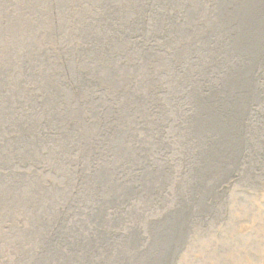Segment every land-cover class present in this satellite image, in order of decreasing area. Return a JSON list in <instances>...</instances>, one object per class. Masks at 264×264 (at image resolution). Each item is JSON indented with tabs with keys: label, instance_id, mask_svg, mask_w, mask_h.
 Returning a JSON list of instances; mask_svg holds the SVG:
<instances>
[{
	"label": "rangeland",
	"instance_id": "obj_1",
	"mask_svg": "<svg viewBox=\"0 0 264 264\" xmlns=\"http://www.w3.org/2000/svg\"><path fill=\"white\" fill-rule=\"evenodd\" d=\"M0 14V264H264V0Z\"/></svg>",
	"mask_w": 264,
	"mask_h": 264
},
{
	"label": "bare ground",
	"instance_id": "obj_2",
	"mask_svg": "<svg viewBox=\"0 0 264 264\" xmlns=\"http://www.w3.org/2000/svg\"><path fill=\"white\" fill-rule=\"evenodd\" d=\"M6 7V6H5ZM4 11V10H3ZM18 12H20V10H18ZM24 11H22V13H23ZM1 15V14H0ZM4 17H2L1 19H0V25H2V22L4 21V19H3ZM2 19H3V21H2ZM8 31V30H7ZM1 32H4V31H1ZM3 34V33H2ZM6 36V34H3V37L2 38H0V52L1 51H4L5 53L3 54V55H5L6 53H7V51H8V49L11 51V48H10V45H11V43H12V39H10L9 40V42H7V37H5ZM16 42V41H15ZM6 194V193H5ZM12 194V192H10L9 194H6L7 196L9 195H11ZM2 196H5V195H2ZM1 197V196H0ZM18 198V197H17ZM4 199H7L6 197H2L1 198V200H4ZM10 199V198H9Z\"/></svg>",
	"mask_w": 264,
	"mask_h": 264
}]
</instances>
